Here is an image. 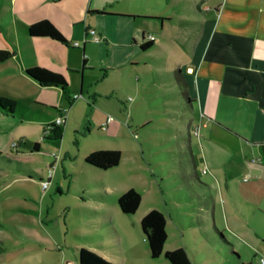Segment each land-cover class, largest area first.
<instances>
[{
  "label": "crops",
  "instance_id": "0c3cea01",
  "mask_svg": "<svg viewBox=\"0 0 264 264\" xmlns=\"http://www.w3.org/2000/svg\"><path fill=\"white\" fill-rule=\"evenodd\" d=\"M116 1L0 0V35L8 29L14 32L21 71L43 68L62 75L67 83L66 91L43 88L23 74L31 89L43 93L39 101L55 114L43 115L35 124L44 126L63 116L62 135L74 128L79 130L80 123L74 115L79 102L73 98L81 95L90 107L84 120L86 126L90 124L88 134L90 129L101 130L108 115L100 99L112 100L123 83L113 84L104 91V82L119 66L108 64V73L97 71L87 43L132 49L131 56L122 55L126 63H136L133 65L136 67L139 63L136 58L151 49L140 50V45L148 40L144 39V32L127 25L120 27L119 22L158 21L160 39L169 50L164 60L165 78L171 80L173 73L172 85L174 81L179 84L177 101L184 103V110L191 113L189 122L187 118L183 122L191 127L188 139L181 132L178 135L181 159L176 168L179 171L176 169L175 174L163 171L162 165H158L160 160L152 161L145 151L146 143L139 150L135 131L143 122L136 125L133 116L116 113L118 119L112 118L105 135L123 143L117 148L121 161L125 154L129 163L136 165L141 157L148 173L152 172L151 183H157L161 197H166L164 192L168 191L166 175L177 179L173 189L178 196L168 198L171 204L164 201L162 208L151 207L142 212L144 216L157 210L165 216L164 252L183 249L191 264H218L223 257L213 247L220 245L229 249L227 257L238 264L244 262L236 252L247 249L257 253L258 261V256L264 254V0H166L171 3L158 6L157 12H149L150 9L139 12L128 4L129 10H116L113 7ZM40 21L49 22L67 44L28 37L27 28ZM89 30L96 32L101 39L99 43L90 40ZM75 43L79 47H73ZM142 63L146 75L151 74L147 63ZM132 74L138 75L135 70ZM134 80L138 84L141 76ZM51 92L57 95L55 102L48 98ZM123 111H127L126 106ZM197 129L199 136L195 137L193 133ZM191 133L195 139L193 146ZM35 144L39 150L33 152H39L41 147ZM197 166L208 177L207 182L197 179ZM104 221L103 226L115 232L110 220L104 218ZM169 226L175 231V242L170 245ZM89 249L111 264H126L128 259L130 264L139 259L154 260L148 249L140 258L131 252L127 258L123 252L118 256L103 248Z\"/></svg>",
  "mask_w": 264,
  "mask_h": 264
},
{
  "label": "rangeland",
  "instance_id": "374dc122",
  "mask_svg": "<svg viewBox=\"0 0 264 264\" xmlns=\"http://www.w3.org/2000/svg\"><path fill=\"white\" fill-rule=\"evenodd\" d=\"M167 2L170 1L118 0L113 7L120 11L131 7L139 9V12H146L147 9L157 12L158 6ZM146 20L133 24L119 22L120 27L127 25L144 32L146 40L149 36L155 38L149 52L136 58L139 61L136 67L133 66L136 63H126L122 55L131 56L132 49L106 47L104 43H87L86 48L93 56L97 71L102 69L108 73L109 65L119 66L103 84L106 91L113 84L123 83L112 100L100 99V103L105 104L106 114L116 120V113L127 114L133 116L136 125L143 122L135 131V143L139 150L140 145L146 143L145 151L152 161L159 159L158 165H162L163 171L175 174L179 171L177 166L181 159L178 135L181 132L188 139L191 113L184 110V103L177 101L179 84L174 81L172 85L175 79L173 73L171 80L165 78L164 60L169 50L165 49L160 39V23ZM14 43L15 34L11 29L2 32L0 50L11 52L13 58L0 64V98L13 100L15 111L10 115L0 110V264H77L76 251H91L90 247L103 248L118 256L123 252L127 258H130L129 252L136 258L147 254V245L139 226L142 212L151 207L162 208L164 201L171 204L168 198L178 196L173 189L177 179L166 175L168 191L164 192L166 197H161L157 183H151L153 174L149 169L148 173L141 157L138 158L139 163L133 165L124 154L118 166L107 171L85 164L86 155L102 150L119 151L117 148L123 143L115 137H106L108 134L98 128L90 129L88 134L90 124L86 126L84 120L90 107L82 100L84 96L77 100L79 104L74 111L81 128L69 130L60 140L43 138V125L35 123L45 115L55 114L39 101L43 93L35 92L26 83ZM143 61L150 67L151 74L146 75ZM133 70L138 75H133ZM138 76L141 80L136 84L134 79ZM47 95L52 102L56 101L57 95L52 92ZM126 100L128 102L124 105ZM124 106L127 111H123ZM68 109V106L65 107V110ZM185 118L188 121L186 125L183 124ZM191 136L193 146L195 139L192 133ZM35 143L41 147L39 152H33ZM15 144L17 146L13 147ZM52 154L56 158H52ZM196 163L199 165L197 158ZM49 170L52 171V178L47 190L42 192L39 182L47 179ZM195 172L200 182H207L208 177L201 174L200 166ZM129 189L141 195V202L139 212L126 216L118 209L116 200ZM104 218L110 220L115 232L103 226ZM168 231V245L174 244L175 231L170 226ZM213 248L218 256L220 253L219 257H223L218 264H226L228 259L230 263L227 264H238L235 259L227 257V247L216 245ZM236 253L243 264H259L256 252L247 249ZM129 260L126 264H130ZM147 261L139 259L135 264H169L163 256L154 260L148 258Z\"/></svg>",
  "mask_w": 264,
  "mask_h": 264
},
{
  "label": "trees",
  "instance_id": "16d2710c",
  "mask_svg": "<svg viewBox=\"0 0 264 264\" xmlns=\"http://www.w3.org/2000/svg\"><path fill=\"white\" fill-rule=\"evenodd\" d=\"M100 14H103L100 12ZM27 35L30 38H49L62 45H66L67 41L64 37L47 21L37 22L27 28ZM153 42H147L140 45L141 51L149 50ZM13 57L12 53L7 50H0V64H3ZM26 77L34 81L43 88H58L66 91L67 83L62 75L53 73L49 70L33 67L24 71ZM0 110L6 114H13L15 110V102L10 99L0 98ZM62 137L61 128L53 131L50 137L45 139L60 140ZM34 151H38L37 144L33 146ZM121 153L116 150L95 151L88 154L84 158L85 164L101 170H110L120 163ZM117 207L120 212L126 216L136 213L141 202V195L133 189H129L121 194L117 200ZM139 226L143 234V240L147 245L149 256L151 259H157L163 256L169 264H191L189 257L183 249L164 252L166 243V219L165 216L157 211L151 210L146 213L140 220ZM77 264H111L99 257L95 253L80 249L77 250ZM235 255L234 253H232Z\"/></svg>",
  "mask_w": 264,
  "mask_h": 264
},
{
  "label": "built area",
  "instance_id": "2783aa9c",
  "mask_svg": "<svg viewBox=\"0 0 264 264\" xmlns=\"http://www.w3.org/2000/svg\"><path fill=\"white\" fill-rule=\"evenodd\" d=\"M89 36H90V40L95 42V43H99L101 41V39L96 35L95 31L94 30H89L88 32ZM149 42H154L155 41V38L152 37V36H149L148 39H147ZM73 47H79V45L77 43L73 44ZM82 96L81 95H75L74 96V100H78V99H81ZM64 113L67 114V110L64 111ZM66 114L64 117H66ZM112 117L110 116H107L105 122L100 126L101 130L102 131H105L106 128H107V125L109 123L112 122ZM64 118L62 116L56 118L53 122H50V123H47L43 126V131H42V137L43 138H47V137H50L53 133V131L57 128H60L63 124H64ZM195 137H198L199 136V131L198 129L193 133ZM17 144H15L13 147H16ZM52 158H56V155L55 154H52L51 155ZM206 171H203V174H205ZM52 178V171L49 170L48 171V175H47V179L46 180H40V188H41V191L42 192H45L48 188V185H49V182ZM258 263L259 264H264V254H261L258 256Z\"/></svg>",
  "mask_w": 264,
  "mask_h": 264
}]
</instances>
